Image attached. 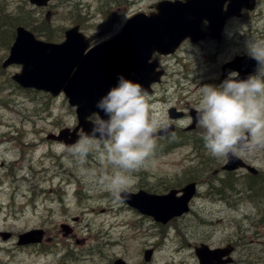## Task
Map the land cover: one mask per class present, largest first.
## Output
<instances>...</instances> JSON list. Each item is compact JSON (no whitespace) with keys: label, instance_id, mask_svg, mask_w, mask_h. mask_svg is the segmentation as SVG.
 <instances>
[{"label":"rangeland","instance_id":"obj_1","mask_svg":"<svg viewBox=\"0 0 264 264\" xmlns=\"http://www.w3.org/2000/svg\"><path fill=\"white\" fill-rule=\"evenodd\" d=\"M112 1L69 0L62 4L60 9H58L59 5L56 6V0H49V4L44 8L32 6L29 0H6V3L9 4L7 8L12 13L16 8H22L23 14H27V27H35L39 35L42 33L41 30L51 28L49 33L53 36L47 38L48 34L44 33V37L54 43L61 41L65 31L75 23L86 20L81 25L84 27L85 34L93 38L91 39L92 44H96L97 40L115 31L116 24H108L110 27L114 26L112 32L105 36L103 34L98 36L100 32L106 30L105 24L107 23L105 22L121 16L125 6L128 5L129 9L125 11L126 14L120 22L134 12L147 11L151 5L160 0H119L120 3L125 2L120 7L116 5L118 2L110 5ZM32 8L39 10L32 11L30 10ZM97 8H100V11L104 10L100 14ZM29 12L31 13L28 14ZM7 16L11 15L0 14V21L3 17L4 24L8 25L6 32L9 35L14 28L9 25ZM253 17L257 18L264 27V0H259L256 9L251 14L241 21L232 23L226 31L225 39L237 38L232 28L239 27L240 31L241 27L243 28L244 35L237 38L241 44L236 47L223 42L217 45H210L209 42H202L198 45L186 44L184 49L188 52L179 53L176 59L168 62L173 71L167 77L166 82L163 81V85L168 87L166 94L163 91L159 97L172 98L173 93L169 86H182L179 80L182 83L186 82L189 90L196 94L205 79L213 80L212 85H219L218 79L223 62L233 58L235 54L247 53V42L256 38L253 30L249 32L245 30L246 23L252 22L255 18L250 19ZM39 24L43 26L40 27ZM18 25L21 24L16 26ZM54 31L61 33L58 36ZM44 37L40 38L45 40ZM10 42L5 45L7 49ZM229 47L236 53L227 54L225 51ZM6 52H8L6 49L0 50V57ZM6 70L7 72L2 74L5 75L3 78L10 77L19 71L20 67L13 65ZM215 79L217 83L214 82ZM160 87L163 88V86ZM25 94L27 96L12 95L6 100L1 99L0 102V232L8 231L16 236L30 229L42 228L47 233V237H52L56 233L59 244L49 248L57 254H44L36 248H18L15 246V240L3 242L0 239V264H59L60 255H67V252L83 253L81 263L70 264H113V260L117 257L133 264H194L196 259L193 255L192 244L195 241H203L208 232L211 234L210 244L213 246L225 240L235 241L239 246L240 240L246 238L247 246L236 250L233 255L234 259L262 264L264 260V222L259 226L260 229L252 227V223H255L254 219L251 222V217L255 215L257 208L246 203H239L233 209L226 204L214 203L207 197L196 199L193 202L192 211L195 212L200 222H186L187 228L190 229L187 231L188 237L186 238L183 232L178 233L171 225L166 228L167 235L160 242V230L154 222L141 218L134 211L124 207L121 202L102 197L98 191H92L100 183L99 177L112 172L111 166L102 163L96 153L92 155L90 162L86 159L80 162L63 144L46 140L48 134H56L64 127L75 125L74 111L68 107L66 101L62 97L51 99L42 93ZM177 94L182 97L179 101L185 103L183 99L185 93L181 94L177 91ZM154 110H157L158 117H162L166 113V106L159 104L158 109ZM29 142L34 146L30 147ZM22 144L24 148L29 147L31 151L22 153L21 150L24 149ZM181 152L183 154V151ZM182 154L173 155L155 163L151 172L156 176L149 182L155 183V178L162 175H164L162 178V180L165 179L164 182L179 176L180 173L177 172H182L189 160ZM212 156L208 154L202 156L203 159L195 160L191 168L186 171H189V175L192 176L191 173L206 174L210 170L219 168L221 161L206 160V157L212 159ZM248 156L252 158L256 167L264 170V154H258V159L253 158L254 155ZM53 157L60 159H53ZM30 162L35 166L27 167ZM99 162L103 164V167L98 169L89 167V165L96 167ZM21 164L23 166L19 167ZM11 166L12 169H10ZM88 170H95L97 178H93ZM139 184L146 185V178L144 180L135 179L130 190H136ZM203 185L206 187H200V193H208L209 186ZM215 185L219 187L218 184ZM241 186L242 182L239 181L235 186L237 192L225 190L229 202L235 197L240 199L244 197V192L239 190ZM75 189L81 190L78 193L79 198H84L83 192L86 194L83 202L76 201ZM29 196L32 198L29 199ZM244 215L248 217L247 220L242 218ZM76 218L78 220L74 221ZM203 220L204 223H201ZM65 222L73 227L71 237H64L60 229V225ZM181 224L182 222L176 223L177 226ZM235 225L239 227L234 229ZM257 232L258 234L254 235ZM252 240L255 242L251 243ZM154 243H160V245L153 259L149 263H144L143 251ZM96 246L99 247L100 254H95ZM60 264H67V262H60Z\"/></svg>","mask_w":264,"mask_h":264},{"label":"clouds","instance_id":"obj_2","mask_svg":"<svg viewBox=\"0 0 264 264\" xmlns=\"http://www.w3.org/2000/svg\"><path fill=\"white\" fill-rule=\"evenodd\" d=\"M126 22L122 20L113 33L97 43L117 34ZM203 23L207 26L208 21ZM247 54L257 66L246 78L232 71L219 85L198 88L195 120L203 129L206 149L215 157L227 158L264 147V40L250 39ZM149 97L148 89L140 82L118 74L116 83L96 102L100 111L86 117L90 130L81 129L76 142L67 146L80 162L96 153L102 163L111 166L112 172L98 179L116 202L127 198L135 183L133 173L154 154L160 133L169 128L152 111ZM187 119L191 122L193 117ZM88 171L97 178L95 170Z\"/></svg>","mask_w":264,"mask_h":264},{"label":"water","instance_id":"obj_3","mask_svg":"<svg viewBox=\"0 0 264 264\" xmlns=\"http://www.w3.org/2000/svg\"><path fill=\"white\" fill-rule=\"evenodd\" d=\"M237 3L241 0H236ZM235 1V2H236ZM37 5H44L45 0H31ZM244 3V2H243ZM243 3H240L237 8H240ZM234 5V4H232ZM204 11L196 9L195 4H171V12L175 15L187 16L191 28L194 24L198 26L203 18L209 19L210 14L216 11V4L203 2ZM185 7H190L186 10ZM207 12V13H206ZM229 12L226 16L233 14ZM177 30V31H176ZM26 31V30H25ZM23 28L17 29V37L11 48V53L8 61L9 63H18L23 66L22 73L17 75L15 79L23 87H34L36 89H43L51 92L54 96L61 90L65 91L70 98V103L77 106V114L79 118V126L86 130H90L91 125L86 121V117L92 112L97 110L95 107L96 102L100 97L109 90L111 86L116 83L118 73L113 72L120 64L135 62V55L131 52V41L128 35H120L118 41L102 45L98 48L84 53L87 48V40L84 36L78 33V27H74L65 33V42L60 45L46 44L35 40L30 32H25ZM132 38H135L137 33L140 34H154L155 37L148 44H134L135 49H142L147 52H153L160 42L157 38H164V48L171 50L176 46L175 38L186 37L190 30L183 26L178 20L165 21L157 26L152 24L149 20H143L140 17H135L130 22L129 27ZM114 47L116 49H114ZM161 50V49H159ZM245 59H236L225 67L224 71L238 70L239 74L247 73V64ZM44 62V63H43ZM52 62V63H51ZM51 63V67L48 64ZM43 65V72L37 71ZM127 78L129 76L125 75ZM130 79V78H129ZM136 80L138 78H132ZM77 130V128H76ZM67 130L61 131L60 136H49L51 139L61 140ZM74 139L67 143L76 142ZM227 166L229 169H235L240 165V161H230ZM191 196L189 191L185 196L178 201L172 194L166 196H152L140 193L136 195L147 205L148 208H140L143 213L151 214L157 220L165 223L172 213L169 211L161 210V208L168 207L174 204L175 210L182 212L187 210L186 203ZM6 239L8 234H2ZM42 234L39 231H30L19 236V245L40 242ZM149 251L146 253L148 256ZM210 254L207 248H204L200 257L203 259ZM148 259V257H146ZM115 264H125L121 260H117ZM203 264H208L207 262Z\"/></svg>","mask_w":264,"mask_h":264},{"label":"bare ground","instance_id":"obj_4","mask_svg":"<svg viewBox=\"0 0 264 264\" xmlns=\"http://www.w3.org/2000/svg\"><path fill=\"white\" fill-rule=\"evenodd\" d=\"M112 1V0H111ZM67 2H69V0H56V6L57 5H59V7H58V9H60L61 7L60 6H62V4H64V3H67ZM115 2H119L120 3V1L119 0H117V1H115ZM127 3H128V1H126ZM109 3V2H108ZM114 3V0L110 3V4H113ZM123 3H125V2H123ZM9 5H7L6 4V2L4 1V0H0V13L1 14H10L11 16L10 17H12L13 18V20H15V21H17L19 24H21V25H19L21 28H23L24 26L26 27V28H28V30H30L31 32H32V35L33 36H35V37H37V38H40V37H44V33H47L48 34V37L47 38H50L51 36H53V35H50V33H49V30H51V28H46V29H44V30H41V32L42 33H40V35H39V31L35 28V27H27V24L26 23H28V20H26V18H27V14L25 13V14H23V10H22V8H16L15 10H14V13H12V11H9L8 10V7ZM32 6H34V7H37V8H44V7H42V6H38V5H32ZM37 8H32V9H30V10H32V11H34V9H36V10H39V9H37ZM17 10V11H16ZM97 11H98V13H100L101 14V12L103 11V9H102V11H100V8H97ZM31 12H29L28 14H30ZM9 16H7V18H8V20H9V18H10ZM83 18V17H82ZM86 22V20H82L81 22H77L78 24H81V23H85ZM259 24H260V21L258 20V19H255V20H253L251 23H250V29L251 30H253V31H258L259 30ZM23 25V26H22ZM7 27H8V25H6ZM39 26L40 27H42L43 26V24H39ZM25 31V30H24ZM26 32V31H25ZM55 32V31H54ZM56 33V35H60V31L59 32H55ZM12 36H13V39H12ZM241 36H243V35H241ZM241 36H238V37H241ZM16 37H17V30L16 31H14V30H12L10 33H9V35L7 36V37H5V38H3V39H0V49L1 48H3L5 45H7L10 41L12 42V41H14V40H16ZM237 37V38H238ZM44 38H46V37H44ZM46 38V39H47ZM88 38L91 40V39H93L92 37H89L88 36ZM237 38H233L232 40H231V42L229 43V46H231V47H236V45H240L241 44V42H239L238 40H237ZM12 39V40H11ZM41 39V38H40ZM255 39H257V38H255ZM262 40H264V33H263V39ZM10 42V43H11ZM185 48V46H181L180 48H179V51H180V53H182V54H186L188 51L186 50V49H184ZM84 52H86L85 50H84ZM227 54H235L236 52L234 51V50H232V49H230V47L225 51ZM44 63V62H43ZM52 63V62H51ZM51 63H49L48 64V66H50L51 67ZM131 70L132 71H136L137 70V67H135V66H132L131 67ZM164 70H169V71H173V69H172V67L171 66H169V63L167 62L166 63V65L164 66ZM37 71H39V72H43V65H41V68L40 69H38ZM22 72H15V73H13L10 77L8 76L7 78H3V79H0V86H2L3 84H5L6 82H11V81H13V80H15V77L17 76V75H20ZM173 73V72H172ZM194 77H195V75H194ZM180 84H182V86H178V87H172V86H169L170 88H171V93H173L172 94V99L173 100H176V101H179V100H181L182 99V97L180 96V95H178L177 94V91L178 92H180L181 94H183V93H185L184 94V97H183V99H184V101H185V103H187V104H198L199 103V96H198V94H196V93H193V92H191L190 90H189V87H188V85L186 84V82H183L182 83V81H178ZM212 83V80L211 79H205V80H203L202 81V84H201V86L202 85H204V84H211ZM160 84H161V86H163V88H162V91H164V93H165V91H167L168 90V87H165V85H163L164 83H162V82H160ZM197 86V85H196ZM198 87V86H197ZM166 94V93H165ZM27 96V95H26ZM170 98V97H169ZM160 106H163L162 104H160ZM30 143V147H33L34 145L33 144H31V142H29ZM22 148H24V144H22ZM28 151H31L30 150V148L29 147H25L24 149H22L21 150V152L22 153H27ZM94 153H90V158H92V155H93ZM55 158H58V157H53V159H55ZM53 159H52V161H53ZM58 159H60V158H58ZM21 166H23V164H21V165H19V167H21ZM31 166H35V165H33L32 164V162H30V164L27 166V167H31ZM192 166V165H191ZM191 166L189 167V168H191ZM188 168V169H189ZM147 171V168H146V163H145V165L144 166H142L140 169H138V170H136L134 173H142V172H146ZM140 179V178H139ZM201 181H202V183L203 184H206V185H210V183L209 182H207L203 177H201ZM138 186V185H137ZM251 188L253 189V191H254V193L255 194H264V190L262 189V188H260L259 186H257L256 184H252L251 185ZM41 189H43V188H41ZM96 189V190H95ZM93 192L95 191H98V193H100V195L102 196V195H107L109 192L108 191H106L103 187H102V184L101 183H99L98 185H97V187H95L94 188V190H92ZM100 191V192H99ZM43 199H45L44 197H43ZM264 218V217H263Z\"/></svg>","mask_w":264,"mask_h":264},{"label":"flooded vegetation","instance_id":"obj_5","mask_svg":"<svg viewBox=\"0 0 264 264\" xmlns=\"http://www.w3.org/2000/svg\"><path fill=\"white\" fill-rule=\"evenodd\" d=\"M157 89H158V91H157L158 93L157 92L154 93V91H153L152 95H150V98L151 99L152 98H158L159 97V92L162 90V88L159 87ZM158 99L160 100L159 102H154L153 101V102H150V104L151 105H155V104L166 105V104H170L172 102L170 100V98H168L167 100H165V99H162V97H159ZM186 106H187V104H186ZM170 108H174V109H176L179 112H183V115H182V118L181 119L173 121V120H170V118H169V110L167 111L166 116H165L164 119H162V121L165 122L167 125L168 124L169 125H172L173 126L172 131L174 133V135H172V134L169 135L168 134L166 136L167 139L168 140H175V139L178 138L177 140H180V143H182L185 138L188 141H191L192 140L191 138L194 137L195 132L196 131H199V126L194 127L193 130H191V131L188 129L189 126L191 125V123L190 122L188 123V119L187 118L191 116V110H192V108L185 109V107H183V108L182 107H179L178 106V103H174L173 106H171ZM183 120H185L186 124H183L182 123ZM158 138H161V137H158ZM160 150L161 149H159V148L156 147L153 155H156L158 152H160ZM140 186L141 187H144L142 185H140Z\"/></svg>","mask_w":264,"mask_h":264},{"label":"trees","instance_id":"obj_6","mask_svg":"<svg viewBox=\"0 0 264 264\" xmlns=\"http://www.w3.org/2000/svg\"><path fill=\"white\" fill-rule=\"evenodd\" d=\"M1 14V13H0ZM4 20L0 21V39L7 37L8 33L6 32V25L4 24ZM18 24V22L13 20V18H9V25L14 28V26ZM264 182V181H263Z\"/></svg>","mask_w":264,"mask_h":264}]
</instances>
